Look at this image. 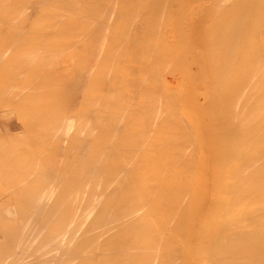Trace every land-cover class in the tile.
Returning <instances> with one entry per match:
<instances>
[{
	"label": "bare ground",
	"instance_id": "6f19581e",
	"mask_svg": "<svg viewBox=\"0 0 264 264\" xmlns=\"http://www.w3.org/2000/svg\"><path fill=\"white\" fill-rule=\"evenodd\" d=\"M0 97V264H264V0H0Z\"/></svg>",
	"mask_w": 264,
	"mask_h": 264
},
{
	"label": "rangeland",
	"instance_id": "374dc122",
	"mask_svg": "<svg viewBox=\"0 0 264 264\" xmlns=\"http://www.w3.org/2000/svg\"><path fill=\"white\" fill-rule=\"evenodd\" d=\"M70 67H71L70 64H66V63H64V64H61V67L59 68V70L61 69V71H62V70L64 71L65 69H66V71H67V72L64 71L65 74L62 72L64 75L61 74L62 76H64L63 79H64L65 82H66V79H65V78H67L68 73L71 74V70H69ZM59 70H57V71H59ZM57 71H56V72H57ZM61 71H59V72H61ZM53 74H54V73H53ZM53 74H51L50 77H51L52 79L55 77L54 80H55V81H58V82H55V86H58V87H55V86H54L53 89L56 88L55 90H57V88H58V90L60 91L59 88H62V86L64 85V81H63V80L61 81V79H57V80H56V78L58 77V75H57L58 73H55L54 75H53ZM70 74H69V75H70ZM56 76H57V77H56ZM62 76H61V77H62ZM72 76H73V75H72ZM72 76H70V77L72 78ZM59 77H60V75H59ZM61 77H60V78H61ZM70 77L68 76V78H70ZM51 78H50V79H51ZM68 78H67V79H68ZM71 78H70V79H71ZM70 79H68L67 82H68ZM56 83H57V84H56ZM58 83H60V84H58ZM64 89H65V87H64ZM55 92L57 93V91H55ZM63 92H64V91H63ZM60 93H62V92H60ZM60 93H59V94H60ZM72 94H73V96L68 94V96H67V100H68V98H71L70 96H72V98H71L72 101H70V102H75V101H79V100H81V96H80V95H81V91L76 92V95H77V96L75 95V92L72 93ZM58 96H60V95H56L55 97L58 98V99H60ZM1 97H3V96L1 95ZM1 97H0V101H2V100H3V101H2V103L0 102V103H1L0 106H1V105H4V104H3V103H4V100H6L5 98H4V99H3V98L1 99ZM55 97H54V98H55ZM73 97H76V98H73ZM61 99H62L63 101H65L63 98H61ZM74 99H75V100H74ZM73 100H74V101H73ZM67 102H68V101H67ZM0 108H1V107H0ZM13 108H14V107H13ZM76 109L79 110V108H76ZM22 110H23V109H22ZM25 111H26V110H23L24 113H23L22 111H20L21 114L19 115V117L21 116L22 118H24V119L26 118V119H27L28 114H27V112L25 113ZM76 111H77V110H76ZM65 112H66V111H65ZM65 112H63V113H65ZM22 113H23V114H22ZM13 116H14L15 118L12 117L13 119H12L11 121H9V130H10L11 132L14 131V132L20 133L21 140H22V138H27V139H25V140H27L26 143H30V142H31V144H32V141H29L28 136H27V133L24 131V130H25L24 127H23V130L21 129V128H22V126H20V120H21V117H20V120H19V117L16 118V115H15V114H14ZM17 116H18V113H17ZM16 119H17V120H16ZM23 121H24V120H23ZM17 122H18L19 124H18ZM21 122H22V121H21ZM25 122H26V121H25ZM25 122H22L21 125H23ZM0 125H1V121H0ZM18 125H19V126H18ZM0 127H2V126H0ZM18 129H19V130H18ZM20 129H21V132H20ZM15 130H17V131H15ZM22 131H24V133L26 134V135H25V134L23 135V136H25V137L22 136V134H21V133H23ZM23 144H25V143H23ZM26 145H27V144H26ZM24 146H25V145H24Z\"/></svg>",
	"mask_w": 264,
	"mask_h": 264
}]
</instances>
